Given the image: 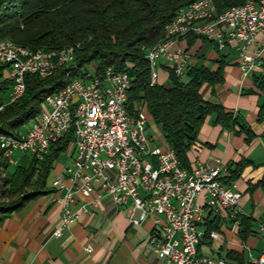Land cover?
<instances>
[{
    "label": "built area",
    "instance_id": "built-area-1",
    "mask_svg": "<svg viewBox=\"0 0 264 264\" xmlns=\"http://www.w3.org/2000/svg\"><path fill=\"white\" fill-rule=\"evenodd\" d=\"M205 1L197 0L180 9L166 27L169 42L157 43L148 51L152 84L159 83L153 82V75H160L161 61L177 76L185 75L190 62L180 42L190 35L212 42L219 50L232 41L242 43L240 67L244 76L262 67L261 54H252L249 48L256 36L264 33V1L238 5L232 15L206 16L212 18V25L182 27V19L201 9ZM74 54L75 50L47 60L31 50L25 51V57H15L0 44V64L9 66L5 72L11 80L7 104L16 100L28 74L43 72L51 76L60 67L71 68L75 65ZM124 83H132L129 73L113 67L102 74L88 72L84 78H71L64 93L43 102L40 115L30 127L14 138H0L9 161L16 163L17 151L43 160L51 146L71 132L72 165L66 167L67 175L53 184L56 190L66 192L60 201L69 205L79 193L95 194L98 199L110 196L117 208L127 210L132 226L151 220L154 226L150 244L165 264H232L201 255L199 247L207 237L205 224L210 214L235 227L241 225L242 193L235 183L223 180L226 167L208 163L184 167L173 148L152 147L146 107L133 110V120L123 118ZM87 211V205L75 212L67 209L55 235L61 236L64 228ZM208 236L217 239L219 234L213 230ZM260 237L264 240V227ZM255 264H264V249Z\"/></svg>",
    "mask_w": 264,
    "mask_h": 264
},
{
    "label": "trees",
    "instance_id": "trees-1",
    "mask_svg": "<svg viewBox=\"0 0 264 264\" xmlns=\"http://www.w3.org/2000/svg\"><path fill=\"white\" fill-rule=\"evenodd\" d=\"M195 1L0 0V40H10L33 51L75 50L73 67H60L46 78L28 74L24 96L12 104H7L11 80L5 77V71L9 66L0 64V107H3L0 134L17 136L26 124L40 115L48 96L62 91L71 78L86 77L87 66L94 65L97 74L109 67L129 73L132 83L127 108L130 115L133 116L136 108L145 106L184 167L190 166L188 153L197 144L200 131L211 115H215L217 125L243 135L248 143L251 142L256 133L242 115L228 112L221 104L206 101L201 93L205 84L215 86L224 81V55L216 70L200 60L188 67L184 76H177L169 69L170 86L151 82L148 51L165 39L166 27L179 10ZM248 1L216 0L215 5L220 16ZM197 39L198 36L187 37L190 45ZM260 79L256 78V83L264 89V78ZM263 109L261 117L264 116ZM73 139L70 132L51 146L43 160L29 156L27 164L21 163L26 156L16 159L15 164L11 163L0 148V222L53 191L49 176ZM246 164L242 161L236 165L223 179L225 183H233ZM240 223V233L246 239L252 231L251 219L242 216ZM205 228L208 237L217 225L213 220L206 223Z\"/></svg>",
    "mask_w": 264,
    "mask_h": 264
},
{
    "label": "crops",
    "instance_id": "crops-1",
    "mask_svg": "<svg viewBox=\"0 0 264 264\" xmlns=\"http://www.w3.org/2000/svg\"><path fill=\"white\" fill-rule=\"evenodd\" d=\"M189 56L190 66L200 60L216 70L221 56H225L224 81L215 86L205 84L201 90L206 101L221 104L228 112L242 115L256 133L247 142L243 135L223 129L215 123V115L206 119L198 142L188 153L189 164L208 163L227 168L226 176L242 161H246L239 177L233 182L242 193L239 209L252 222V231L246 239L241 235V225L235 227L228 220L210 214L207 222L215 221L217 239L206 237L199 252L203 256L222 258L232 264H255L264 249L260 237L264 227V89L256 78H264V33L256 36L249 52L261 54L262 67L244 76L240 67L242 43L232 41L220 52L215 45L204 39L193 44L180 42ZM157 82L170 86L167 64L160 62ZM264 110V109H263ZM152 147L167 149L161 128L150 117ZM161 138V140H160ZM72 165L55 166L56 177L49 184L51 193L33 200L24 210L12 214L0 222V264H165L150 244L153 222L148 220L140 226L130 224L127 210L117 208L110 196L78 194L69 205L62 201L65 191H58L54 181L67 175L65 169ZM115 176V172H108ZM225 176V177H226ZM81 212L78 220L64 228L61 236L55 231L66 217V210ZM88 249H91L89 251Z\"/></svg>",
    "mask_w": 264,
    "mask_h": 264
},
{
    "label": "bare ground",
    "instance_id": "bare-ground-1",
    "mask_svg": "<svg viewBox=\"0 0 264 264\" xmlns=\"http://www.w3.org/2000/svg\"><path fill=\"white\" fill-rule=\"evenodd\" d=\"M215 1L216 0L205 1L203 6H201V9L189 15L188 19H182V27H189V25H195V23H197V27H204V25H212V18H205V17L212 16L213 13H217ZM260 1H264V0H260ZM235 10H236V7L230 10H227L220 16H227V15L235 14ZM168 42H169V34H166L165 39L159 42L158 44H167ZM0 44H2L3 47H7L15 57H25V51H31L30 49L23 48L21 46L16 45L14 42L10 40H0ZM73 51H74L73 48H68L61 52H44V51L38 50L37 53H41V57L47 58V60H55L59 58L60 56H63L67 53H71ZM74 61H75V54H74ZM35 75H38L42 78H46L50 76V74L43 73V72H35ZM157 79H158V75H153V82H157ZM130 89H131V83H124L123 118L126 120H133V116L130 115L129 110L127 108ZM25 92H26V79L22 80V87L20 88V91L17 95L16 100H14L12 103H15L18 100H20L24 96ZM61 93H64V89L55 95L48 96L45 102H48L51 98L57 97ZM12 103H9V104H12ZM14 137L15 136L4 134V133L0 134V138H14ZM0 148L4 150L6 158L9 159V156H7V153H6V148L3 146L1 139H0Z\"/></svg>",
    "mask_w": 264,
    "mask_h": 264
},
{
    "label": "rangeland",
    "instance_id": "rangeland-1",
    "mask_svg": "<svg viewBox=\"0 0 264 264\" xmlns=\"http://www.w3.org/2000/svg\"><path fill=\"white\" fill-rule=\"evenodd\" d=\"M87 69H88V71L89 72H91L92 74H94L95 72H96V68H95V66L94 65H89V66H87ZM5 77L7 78V73L5 72ZM184 78V80H187V77H183ZM31 124H32V121L30 122V123H28V124H26L24 127H23V131H25L28 127H30L31 126ZM160 140H161V138H160ZM162 141V140H161ZM71 145H69V147H68V149L66 150V152L65 153H63L61 156H60V158H59V160L56 162V165L57 164H60V165H70L71 164V158H70V156H71ZM23 156H26L25 158H23V160H22V164H27L28 162H29V154H24V153H22V152H19V151H17V152H15L14 153V158H16V159H20V158H22ZM55 165V166H56ZM55 177H56V173H55V170H53L52 171V173L50 174V176H49V179H48V181H49V184H51L52 183V181L55 179Z\"/></svg>",
    "mask_w": 264,
    "mask_h": 264
}]
</instances>
